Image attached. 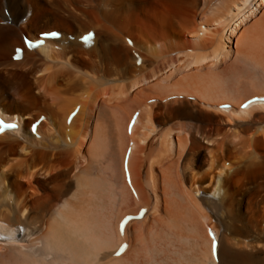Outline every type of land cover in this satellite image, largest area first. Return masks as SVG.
Masks as SVG:
<instances>
[{"label": "bare ground", "instance_id": "6f19581e", "mask_svg": "<svg viewBox=\"0 0 264 264\" xmlns=\"http://www.w3.org/2000/svg\"><path fill=\"white\" fill-rule=\"evenodd\" d=\"M253 96L264 0H0V264H264Z\"/></svg>", "mask_w": 264, "mask_h": 264}, {"label": "water", "instance_id": "95a60500", "mask_svg": "<svg viewBox=\"0 0 264 264\" xmlns=\"http://www.w3.org/2000/svg\"><path fill=\"white\" fill-rule=\"evenodd\" d=\"M20 235H21V232H17V233L14 235V237H20Z\"/></svg>", "mask_w": 264, "mask_h": 264}, {"label": "snow or ice", "instance_id": "6c2138e0", "mask_svg": "<svg viewBox=\"0 0 264 264\" xmlns=\"http://www.w3.org/2000/svg\"><path fill=\"white\" fill-rule=\"evenodd\" d=\"M89 37H85V39H88ZM11 127V125H9Z\"/></svg>", "mask_w": 264, "mask_h": 264}]
</instances>
